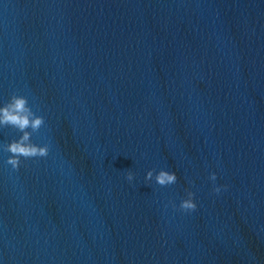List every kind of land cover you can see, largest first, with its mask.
I'll return each mask as SVG.
<instances>
[{
    "label": "water",
    "instance_id": "water-1",
    "mask_svg": "<svg viewBox=\"0 0 264 264\" xmlns=\"http://www.w3.org/2000/svg\"><path fill=\"white\" fill-rule=\"evenodd\" d=\"M13 92L50 151L0 127V264H264V0H0Z\"/></svg>",
    "mask_w": 264,
    "mask_h": 264
},
{
    "label": "clouds",
    "instance_id": "clouds-1",
    "mask_svg": "<svg viewBox=\"0 0 264 264\" xmlns=\"http://www.w3.org/2000/svg\"><path fill=\"white\" fill-rule=\"evenodd\" d=\"M44 124V116L38 115L33 111L25 95L13 92L10 99L3 106H0V127H11L22 133L18 138H14L11 142L2 145L3 150L10 153L6 163L11 166L12 171L19 170L22 162L21 158L27 160L49 155V144L38 145L31 140L32 133L38 132ZM154 171L152 169L148 170L145 179L151 180ZM216 178L217 174L215 172L210 173L209 179L214 183L213 191L219 193L221 187L215 185ZM127 180L130 182L133 180V173L130 170L127 171ZM155 181L160 186L175 184L177 182L176 172L161 168L155 174ZM194 195L193 191H187L186 197L179 204L181 211L190 212L197 208ZM172 207L176 208L177 206L173 203Z\"/></svg>",
    "mask_w": 264,
    "mask_h": 264
}]
</instances>
